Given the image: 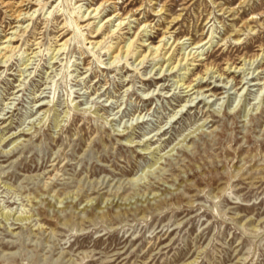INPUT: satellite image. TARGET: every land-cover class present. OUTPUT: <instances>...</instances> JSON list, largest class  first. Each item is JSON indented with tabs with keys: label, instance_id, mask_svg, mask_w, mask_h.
<instances>
[{
	"label": "rangeland",
	"instance_id": "374dc122",
	"mask_svg": "<svg viewBox=\"0 0 264 264\" xmlns=\"http://www.w3.org/2000/svg\"><path fill=\"white\" fill-rule=\"evenodd\" d=\"M18 1L0 264H264V0Z\"/></svg>",
	"mask_w": 264,
	"mask_h": 264
},
{
	"label": "bare ground",
	"instance_id": "6f19581e",
	"mask_svg": "<svg viewBox=\"0 0 264 264\" xmlns=\"http://www.w3.org/2000/svg\"><path fill=\"white\" fill-rule=\"evenodd\" d=\"M31 1H33V0H19L17 3H16V8L12 11V13L11 14H13L14 15V18H16V19H20V15L21 14H23V9H18L17 7H19V6H22V5H24L25 3L27 4H29V3H32ZM4 3V2H3ZM14 3V2H13ZM39 3H41V2H39ZM43 5H44V3H43ZM43 5H41V6H43ZM30 7V6H29ZM94 9V8H93ZM95 10H98V7L95 9ZM28 12V10L25 12V13H27ZM94 12V11H93ZM156 12V11H155ZM84 14V13H83ZM83 14H81V15H78L79 16V18H81V17H83ZM32 15V14H31ZM24 19V18H23ZM88 19V18H87ZM122 21H119V25H120V23H121ZM72 23L75 25V28L76 29H78V31L81 33V35H83V33L79 30L80 28H81V26H78V23H76V20L74 21H72ZM129 23V22H128ZM145 25V24H144ZM64 26H66V28L63 30V27ZM67 26H69V24H66V22H65V24L64 25H62V31H60V33L57 35L59 38H57V40H60L65 34H67V32H68V27ZM141 27V26H140ZM233 27V26H232ZM241 29L240 28H236L235 29V31H240ZM12 31H13V29H12ZM96 32L92 35L93 37H97L98 35H99V33L101 32L100 31V27L99 28H97L96 30H95ZM92 33V32H91ZM55 35V34H54ZM12 35H8V37H7V41H10V40H14V36H12ZM163 36V35H162ZM35 39V38H34ZM84 39H86V38H84ZM56 40V41H57ZM68 40H69V38L68 37H66L63 41H61L60 43H58V45L59 46H57L58 48H56V54H58V52L63 48V46H65L66 44H67V42H68ZM131 40V39H130ZM236 40H238V38L236 39ZM35 41V40H34ZM168 41V40H167ZM13 42V41H12ZM132 40L128 43V44H126L127 46H126V48L124 49V50H122V47H120V48H118V52L114 55V59L118 56V54H122V52L123 53H125V56L126 55H128L130 52H131V49L133 50V48H132ZM9 43V42H8ZM11 43V42H10ZM7 44V43H5L4 45H2L1 47H0V49L1 50H4V51H1L0 50V61H4V60H2V58L3 57H6L7 55L5 54L6 53V51H8V50H11L13 47H12V45L11 44ZM36 43H38V42H35V44ZM96 43H99L100 44V40H98ZM205 43H207V41L205 42ZM204 43V44H205ZM124 44V43H123ZM164 43H159L157 46H155L153 49H155L154 50V54L155 53H157V51H158V49L160 48V46H162ZM178 44V43H177ZM165 45V44H164ZM171 45H169V47H170ZM56 47V46H55ZM168 47V48H169ZM171 48V47H170ZM175 48V47H174ZM32 51H30V53H31ZM53 52V51H52ZM147 52H148V50H147ZM146 52V53H147ZM263 52V51H262ZM33 53H36L35 51H33ZM152 52H150V54H151ZM56 54H54L53 56H52V58L54 57V59L56 58ZM189 54V53H188ZM187 54V55H188ZM191 54V53H190ZM146 55L147 54H145V53H143V55H142V57H140V60H139V62H141V61H143L145 58H146ZM185 56V57H181V58H184V59H187V57L188 56ZM198 54H196V56H197ZM259 55H262V53H256L255 55H253L251 58L253 59V58H257ZM171 56V55H170ZM58 57V56H57ZM192 57L193 56H191V59H192ZM119 58H120V56H119ZM171 58V57H170ZM245 58V57H244ZM29 60V59H28ZM255 60V59H254ZM254 60H252V61H254ZM113 62V61H112ZM178 63V62H177ZM232 63H234V62H231L230 63V65L229 66H231V64ZM176 65V64H175ZM175 65H173L172 66V68L173 67H175ZM25 66V65H24ZM210 66V65H209ZM211 67V66H210ZM236 67V66H235ZM171 68V69H172ZM209 68V67H208ZM207 68V69H208ZM262 70H264V69H261V72H262ZM221 75V74H220ZM219 75V76H220ZM195 79H197L196 77H195ZM202 79V78H201ZM181 80H184V79H181ZM185 83H186V81H183V83H182V85H185ZM192 84H191V82L189 81L188 83H186V85L184 86L185 88H187V87H190ZM193 87H190L188 90H190V89H192ZM212 88H214V86H212Z\"/></svg>",
	"mask_w": 264,
	"mask_h": 264
}]
</instances>
